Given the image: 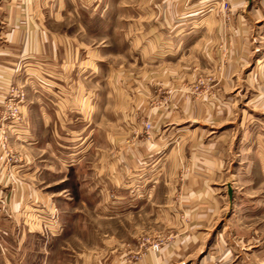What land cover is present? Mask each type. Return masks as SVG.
Here are the masks:
<instances>
[{"label": "rangeland", "instance_id": "obj_1", "mask_svg": "<svg viewBox=\"0 0 264 264\" xmlns=\"http://www.w3.org/2000/svg\"><path fill=\"white\" fill-rule=\"evenodd\" d=\"M47 8L43 51L104 73L71 79L98 102L61 124L54 70L0 64V264H264V0Z\"/></svg>", "mask_w": 264, "mask_h": 264}, {"label": "crops", "instance_id": "obj_2", "mask_svg": "<svg viewBox=\"0 0 264 264\" xmlns=\"http://www.w3.org/2000/svg\"><path fill=\"white\" fill-rule=\"evenodd\" d=\"M48 6L50 10H54V0H0V64L2 63V68L17 67L23 75L34 73L37 76L43 72L49 71L51 73L54 70V123L85 122L89 115L86 114V108L90 105H96L98 101L87 99L84 92L80 98L74 97L75 95L72 93L74 90L68 84L76 76H82L83 80L91 81L90 78L96 76L97 72L104 73L103 62L95 58L91 60V52H79L75 57V54L68 48L59 51V46L63 49L64 44L61 40L51 44L49 53L43 51V47L39 44L42 40L39 29L42 23L37 18L42 17V10L48 9ZM62 6L64 7V4ZM58 7L61 8L59 3ZM31 10L35 13L31 14ZM243 15L244 21H247L248 15ZM260 19L257 22L258 28L259 31L264 32V15ZM203 38L204 36L194 35L191 41H187L190 38L184 39L185 43H192L191 47H194ZM212 39H214L213 41L217 40V38ZM82 56L89 58H86L84 63H77L83 58ZM62 59H65L66 62H63ZM13 60H16L17 63L12 64L11 61ZM136 61L138 62V59ZM84 65L87 66L84 67ZM230 82L232 80L224 81L227 84ZM50 117L53 118V114ZM44 119L45 121L50 120L47 115L44 116ZM132 169L134 170L133 167ZM218 170H214L216 171L214 174L218 175L220 173ZM197 178L201 180L199 177ZM198 179H195L196 186L200 185ZM105 187L106 184L103 189ZM188 249L193 250V246L190 245V248L186 246L185 250ZM164 252L159 257L149 255L146 264H173V256L169 255L167 251Z\"/></svg>", "mask_w": 264, "mask_h": 264}, {"label": "built area", "instance_id": "obj_3", "mask_svg": "<svg viewBox=\"0 0 264 264\" xmlns=\"http://www.w3.org/2000/svg\"><path fill=\"white\" fill-rule=\"evenodd\" d=\"M151 250L153 252H158L159 251V246L157 244H154V245L151 246Z\"/></svg>", "mask_w": 264, "mask_h": 264}]
</instances>
